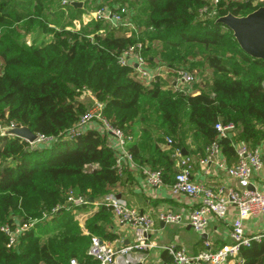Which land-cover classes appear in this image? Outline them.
<instances>
[{
	"label": "trees",
	"instance_id": "trees-1",
	"mask_svg": "<svg viewBox=\"0 0 264 264\" xmlns=\"http://www.w3.org/2000/svg\"><path fill=\"white\" fill-rule=\"evenodd\" d=\"M254 1L217 0L210 17L200 11L212 0H0V128L26 126L50 138L35 145L0 130V226L39 219L10 247L0 230V264H69L71 258L97 264L86 252L91 236L116 238L106 206L92 210L82 227L74 218L113 193L120 180L107 133L88 128L67 137L87 109L85 90L102 104L111 126L132 136L133 160L160 170L163 182L177 171L175 152H188L187 138L202 152L216 139L217 121L233 123L249 146L264 140V60L248 56L215 21L263 4ZM103 5L126 6L137 32L128 36L91 16L83 28L73 24L89 6ZM136 42L149 66L199 70L207 81L197 93L165 88L159 77L145 83L131 65L118 62ZM219 144L235 157L229 138ZM68 192L87 202L69 203ZM239 256L243 264H264V239L241 247ZM161 258L171 260L165 251Z\"/></svg>",
	"mask_w": 264,
	"mask_h": 264
},
{
	"label": "built area",
	"instance_id": "built-area-1",
	"mask_svg": "<svg viewBox=\"0 0 264 264\" xmlns=\"http://www.w3.org/2000/svg\"><path fill=\"white\" fill-rule=\"evenodd\" d=\"M216 2L217 0H212L210 9L203 7L200 11L201 14L215 15ZM90 16L95 20L109 22L113 27L125 29L128 36L137 32V25L132 19V13L126 6L116 5L111 9L109 6L103 5L93 9ZM118 62L122 65H131L137 76L145 83L155 81L160 74V69L165 67L158 64V67L152 69L142 54L140 42L125 48L119 55ZM172 71L174 73L171 82L173 89L188 92L186 86L194 81V73L186 69ZM10 127H13V125L10 124ZM88 128H95L108 134L115 153L114 167L119 174L122 172L124 164L128 166L137 165L127 149L132 136L126 135L120 129L111 126L102 114V104L97 101L92 108L86 109L80 115L78 121L69 129L67 137L76 136ZM213 129L216 131V139L206 146L205 154L199 162L201 164L215 163L225 170L230 177L234 178L238 186L235 188L224 185L210 186L193 182L190 179V157L176 151L175 166L177 171L169 185V190L171 194H182L191 198L194 200V205L186 215L174 211L159 212L157 220L164 224H175L183 221L186 217L189 226L195 232L201 234L205 231L211 219L221 220L226 218L229 207H234L235 215L230 222V241L214 247L211 241L204 239L202 242L203 247L194 254L189 253L183 246L164 245L162 249L171 257V260L168 262L158 260L154 264H243V259L239 256L240 248L249 246L253 241L264 239V231L254 234H246L244 231V221L246 219L264 215V189L256 188L251 182V178L255 173L264 170V153L261 145L258 143L255 146H249L244 142L232 140L236 130L233 123L217 121L213 125ZM0 130L3 131L1 128ZM221 138L230 139L236 158L233 165L226 166L220 161L221 146L219 140ZM49 140L50 138L37 134V138L32 144H40ZM166 143H171L169 138L166 139ZM136 167H138L148 186L156 187L163 184L160 170L141 165ZM67 201L74 205L86 203L85 199L73 197L71 194H68ZM93 205L94 207L100 205L108 207L113 220L130 227L133 239L127 245L118 246L115 245L114 240L103 241L93 235L86 251L87 255L95 260L97 264H146V254L154 246L149 237L154 228V219L149 214L140 212L112 194L104 196ZM58 208V206L51 208L50 214L55 213ZM46 217L47 212H44L41 218ZM34 224L35 221L31 220L14 225L2 224L0 230L7 236V246L14 245L16 238L29 230ZM69 264H77V262L74 258H71Z\"/></svg>",
	"mask_w": 264,
	"mask_h": 264
},
{
	"label": "crops",
	"instance_id": "crops-1",
	"mask_svg": "<svg viewBox=\"0 0 264 264\" xmlns=\"http://www.w3.org/2000/svg\"><path fill=\"white\" fill-rule=\"evenodd\" d=\"M150 67L155 69L158 66L155 65ZM159 72V79L165 80H163V82L166 83L165 88L170 87L173 89L171 86L172 79L174 78L173 71L164 67L161 68ZM187 90L188 92H198L197 89L190 90L187 88ZM232 137V140L235 142H243L240 140L237 130L234 131ZM259 143L264 153V140ZM186 144L188 152L185 155L190 157V179L193 182L210 186L224 185L234 188L238 186L236 180L230 177L225 170L215 163L201 164L199 162L204 156L205 148L208 144L201 147L202 152L196 151L190 137L187 138ZM220 161L223 162L224 165L230 166L235 163L236 158L228 156L221 151ZM136 166L124 164L123 170L120 173L119 187L110 194L124 200L140 212L149 214L154 219V228L149 236L154 246L149 249L146 254V264H154L158 260H162L161 253L164 251L162 249L164 245L173 244L183 246L189 253L194 254L203 247L202 242L204 239L211 241L214 247L230 241V222L235 215L234 207H229L226 218L221 220L211 219L205 231L201 234H198L189 226L186 217L183 221L175 224H164L157 220V214L162 211H174L183 215L188 214L194 205V200L182 194H171L169 190V185L172 182L171 178L165 180L160 186H148ZM251 182L256 188L264 189V170L255 173L251 178ZM96 208L97 207L94 209ZM112 231L116 234V238L114 239L115 245H127L132 242L133 236L128 225L117 223L113 220ZM191 231H193L195 236L189 234ZM244 231L246 234L264 231V215L246 219L244 221Z\"/></svg>",
	"mask_w": 264,
	"mask_h": 264
},
{
	"label": "water",
	"instance_id": "water-1",
	"mask_svg": "<svg viewBox=\"0 0 264 264\" xmlns=\"http://www.w3.org/2000/svg\"><path fill=\"white\" fill-rule=\"evenodd\" d=\"M257 1L263 2V4L245 15L238 16L226 13L217 17L215 21L231 31L239 48L248 56L264 60V0ZM71 4L81 6L82 3L71 1ZM213 131L216 133L214 129ZM2 132L23 138L29 143H33L37 138V134L30 131L26 126L5 128ZM181 154L185 155L186 152L181 150ZM89 199L91 200V198Z\"/></svg>",
	"mask_w": 264,
	"mask_h": 264
},
{
	"label": "rangeland",
	"instance_id": "rangeland-1",
	"mask_svg": "<svg viewBox=\"0 0 264 264\" xmlns=\"http://www.w3.org/2000/svg\"><path fill=\"white\" fill-rule=\"evenodd\" d=\"M256 2L257 1H254V4H256ZM90 7L91 6H89V9H86L82 14H80L79 17H77V18H75L73 20V24H75V26H77V28H83L86 24H88L90 22V19H91L90 14H89V12L91 10ZM24 39L26 40V44L29 45L30 44V41H31V37L30 36H26ZM194 76H195L194 81L192 83H190L188 86H186V89L188 88L190 90H193V89H197L198 90L199 86L201 85V82H206L207 81V79L203 78L202 73L201 74L199 73V70H195ZM163 80L164 79H161V81H163ZM163 86L165 87L166 86V83L163 82ZM81 97L83 98V100H84V102H85V104L87 106V109L92 108L95 105V102L97 101L94 98V96L89 91H87V90L84 91V94H82ZM68 193L71 194L72 196L74 195V193H71V192H68ZM100 200L101 199H99L97 201H100ZM97 201H94L93 203H95ZM92 206L93 207H91V205H90V206H88L85 209V211H77L74 214V218L78 221V223H79V225L81 227L83 226V222H84L85 217L95 208L94 205H92ZM30 220L31 221H35V222H38L39 221V219H37V218L36 219L33 218V219H30ZM51 228H52V226L50 227V229ZM189 234L191 236L194 235L193 231H191V233H189Z\"/></svg>",
	"mask_w": 264,
	"mask_h": 264
}]
</instances>
